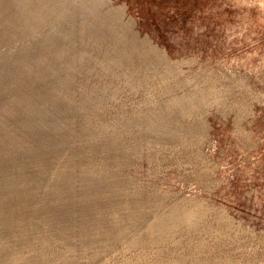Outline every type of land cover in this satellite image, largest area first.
Instances as JSON below:
<instances>
[{
    "label": "rangeland",
    "instance_id": "rangeland-1",
    "mask_svg": "<svg viewBox=\"0 0 264 264\" xmlns=\"http://www.w3.org/2000/svg\"><path fill=\"white\" fill-rule=\"evenodd\" d=\"M0 264H264V0H0Z\"/></svg>",
    "mask_w": 264,
    "mask_h": 264
},
{
    "label": "bare ground",
    "instance_id": "bare-ground-1",
    "mask_svg": "<svg viewBox=\"0 0 264 264\" xmlns=\"http://www.w3.org/2000/svg\"><path fill=\"white\" fill-rule=\"evenodd\" d=\"M158 64H159V63H158ZM149 74H150V73H149ZM184 220H185V219H184ZM148 225H149V224H148ZM205 226H206V225H205ZM205 226H204V227H205Z\"/></svg>",
    "mask_w": 264,
    "mask_h": 264
}]
</instances>
